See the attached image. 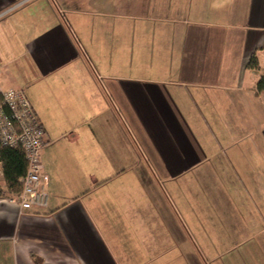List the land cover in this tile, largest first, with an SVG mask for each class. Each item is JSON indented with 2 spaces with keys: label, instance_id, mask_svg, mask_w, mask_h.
<instances>
[{
  "label": "crops",
  "instance_id": "crops-1",
  "mask_svg": "<svg viewBox=\"0 0 264 264\" xmlns=\"http://www.w3.org/2000/svg\"><path fill=\"white\" fill-rule=\"evenodd\" d=\"M263 75L264 0H0L48 194L0 264H264Z\"/></svg>",
  "mask_w": 264,
  "mask_h": 264
},
{
  "label": "built area",
  "instance_id": "built-area-1",
  "mask_svg": "<svg viewBox=\"0 0 264 264\" xmlns=\"http://www.w3.org/2000/svg\"><path fill=\"white\" fill-rule=\"evenodd\" d=\"M0 144L20 148L26 173L20 178L21 192L7 198L20 212L47 206V178L41 171L40 153L46 146L44 130L22 89L0 88Z\"/></svg>",
  "mask_w": 264,
  "mask_h": 264
},
{
  "label": "trees",
  "instance_id": "trees-1",
  "mask_svg": "<svg viewBox=\"0 0 264 264\" xmlns=\"http://www.w3.org/2000/svg\"><path fill=\"white\" fill-rule=\"evenodd\" d=\"M248 66L256 71L260 66L255 56H251ZM256 93H263L264 100V75L256 82ZM264 138V127L262 128ZM27 165L20 148L2 146L0 144V197L11 198L17 196L22 189L20 178L26 173Z\"/></svg>",
  "mask_w": 264,
  "mask_h": 264
}]
</instances>
